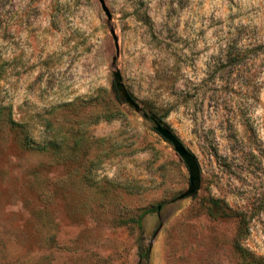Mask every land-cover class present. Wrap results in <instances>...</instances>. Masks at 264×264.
<instances>
[{
    "label": "rangeland",
    "instance_id": "rangeland-1",
    "mask_svg": "<svg viewBox=\"0 0 264 264\" xmlns=\"http://www.w3.org/2000/svg\"><path fill=\"white\" fill-rule=\"evenodd\" d=\"M105 2L0 0V264H264V0Z\"/></svg>",
    "mask_w": 264,
    "mask_h": 264
},
{
    "label": "water",
    "instance_id": "water-1",
    "mask_svg": "<svg viewBox=\"0 0 264 264\" xmlns=\"http://www.w3.org/2000/svg\"><path fill=\"white\" fill-rule=\"evenodd\" d=\"M103 9L107 13L109 17H111V13L106 5L105 0H100ZM116 45L118 48V37L115 35V32L113 31ZM114 81L115 86L120 93V95L125 99V101L133 106L137 111L141 110L140 104L135 100V98L132 96V94L129 92V90L126 88L122 74L119 69H117L114 72ZM154 128L157 133H159L165 140L170 142L176 152L180 155V157L185 161L189 172H190V184L181 195L180 198H185L188 196H192L198 192L201 186V169L198 162L197 157L194 155L193 152H191L185 144L181 141V139L166 125L161 123L158 120H155Z\"/></svg>",
    "mask_w": 264,
    "mask_h": 264
},
{
    "label": "trees",
    "instance_id": "trees-1",
    "mask_svg": "<svg viewBox=\"0 0 264 264\" xmlns=\"http://www.w3.org/2000/svg\"><path fill=\"white\" fill-rule=\"evenodd\" d=\"M153 210V208H150V209H148V210H146V211H152ZM145 213V212H144ZM143 215V214H142ZM238 219H239V225H242V223H243V221H244V219H245V215H242V214H238ZM238 245H239V243H238Z\"/></svg>",
    "mask_w": 264,
    "mask_h": 264
}]
</instances>
